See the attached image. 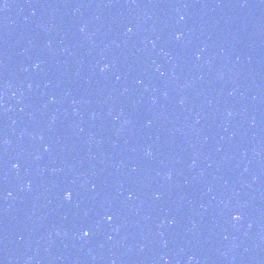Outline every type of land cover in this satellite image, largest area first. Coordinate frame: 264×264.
Listing matches in <instances>:
<instances>
[{
  "label": "water",
  "instance_id": "1",
  "mask_svg": "<svg viewBox=\"0 0 264 264\" xmlns=\"http://www.w3.org/2000/svg\"><path fill=\"white\" fill-rule=\"evenodd\" d=\"M0 264H264V0H0Z\"/></svg>",
  "mask_w": 264,
  "mask_h": 264
},
{
  "label": "snow or ice",
  "instance_id": "2",
  "mask_svg": "<svg viewBox=\"0 0 264 264\" xmlns=\"http://www.w3.org/2000/svg\"><path fill=\"white\" fill-rule=\"evenodd\" d=\"M4 6H6V3L4 4ZM177 38L179 39V37H177ZM66 199L69 200V201H71L72 196H71L70 193L66 196ZM234 218H235L236 220L241 219V217H240L239 215H236ZM110 219H111V218H110ZM89 235H90V232H89V231H85V232H84V236H85V237H87V236H89Z\"/></svg>",
  "mask_w": 264,
  "mask_h": 264
}]
</instances>
